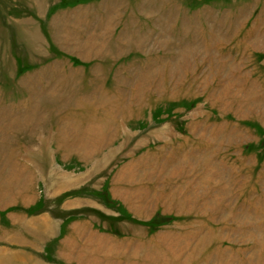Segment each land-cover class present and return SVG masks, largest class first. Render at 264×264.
<instances>
[{
  "label": "rangeland",
  "instance_id": "1",
  "mask_svg": "<svg viewBox=\"0 0 264 264\" xmlns=\"http://www.w3.org/2000/svg\"><path fill=\"white\" fill-rule=\"evenodd\" d=\"M0 264H264V0H0Z\"/></svg>",
  "mask_w": 264,
  "mask_h": 264
},
{
  "label": "trees",
  "instance_id": "2",
  "mask_svg": "<svg viewBox=\"0 0 264 264\" xmlns=\"http://www.w3.org/2000/svg\"><path fill=\"white\" fill-rule=\"evenodd\" d=\"M104 198H106V200H107V205L109 206V207H113L114 206V204L116 203L115 201H113L112 199H110V198H107L106 197V195H105V197ZM118 209V208H117ZM35 210V207L34 206H31V207H29L28 208V212H33ZM126 214V216L127 217H129V215L127 214V213H125ZM164 221V218H162V217H159L158 219H157V215L156 216H154L150 221H148V222H143L144 224H146V225H148V226H150L152 229H154L156 226H157V224H161L162 222ZM113 233H116V232H113Z\"/></svg>",
  "mask_w": 264,
  "mask_h": 264
},
{
  "label": "crops",
  "instance_id": "3",
  "mask_svg": "<svg viewBox=\"0 0 264 264\" xmlns=\"http://www.w3.org/2000/svg\"><path fill=\"white\" fill-rule=\"evenodd\" d=\"M113 234L119 235L118 233H113Z\"/></svg>",
  "mask_w": 264,
  "mask_h": 264
}]
</instances>
